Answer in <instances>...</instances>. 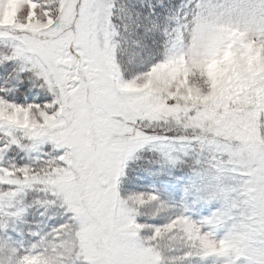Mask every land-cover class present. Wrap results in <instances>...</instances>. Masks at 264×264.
<instances>
[{
  "label": "rangeland",
  "instance_id": "obj_1",
  "mask_svg": "<svg viewBox=\"0 0 264 264\" xmlns=\"http://www.w3.org/2000/svg\"><path fill=\"white\" fill-rule=\"evenodd\" d=\"M0 264H264V0H0Z\"/></svg>",
  "mask_w": 264,
  "mask_h": 264
}]
</instances>
